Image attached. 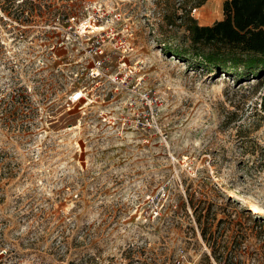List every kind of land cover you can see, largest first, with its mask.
<instances>
[{
	"label": "rangeland",
	"instance_id": "rangeland-1",
	"mask_svg": "<svg viewBox=\"0 0 264 264\" xmlns=\"http://www.w3.org/2000/svg\"><path fill=\"white\" fill-rule=\"evenodd\" d=\"M222 2L0 0V264H217L214 241L224 262L264 264L249 208L264 218V77L166 51L184 41L179 16L211 24ZM73 15L98 25L110 74L129 73L81 110L52 59Z\"/></svg>",
	"mask_w": 264,
	"mask_h": 264
},
{
	"label": "trees",
	"instance_id": "trees-1",
	"mask_svg": "<svg viewBox=\"0 0 264 264\" xmlns=\"http://www.w3.org/2000/svg\"><path fill=\"white\" fill-rule=\"evenodd\" d=\"M204 1L196 0V6ZM178 19L186 31L184 41L179 46L167 48V53L207 74H223L236 80L263 79L264 0H223L222 17L211 24H199L189 11ZM251 215L264 225V218L255 213ZM197 221L207 240V233L212 232L206 224L211 225L212 221L201 214ZM215 243L209 242V248L217 264H240L232 259L222 261Z\"/></svg>",
	"mask_w": 264,
	"mask_h": 264
},
{
	"label": "built area",
	"instance_id": "built-area-1",
	"mask_svg": "<svg viewBox=\"0 0 264 264\" xmlns=\"http://www.w3.org/2000/svg\"><path fill=\"white\" fill-rule=\"evenodd\" d=\"M96 26L98 25L93 19H80L73 15L68 17L66 24L55 30L59 39L52 42V46L70 47L66 49L64 57L62 55L52 56V59L61 60V63L57 62L56 71H60L65 80L67 95L63 105L67 110L85 108L93 101L95 94H114L119 83L129 77L127 72L119 76L120 79L117 80V75L112 76L106 69L105 63H109L108 54L100 45L99 40L91 39L96 33L94 28ZM53 34L55 36L54 32ZM80 34H86L91 40L89 42L80 41L78 39ZM51 38L52 36L48 35V39ZM75 52L78 53V56ZM46 60L49 59L41 58L42 63H45ZM143 95L145 100H149L148 93L143 92Z\"/></svg>",
	"mask_w": 264,
	"mask_h": 264
},
{
	"label": "bare ground",
	"instance_id": "bare-ground-1",
	"mask_svg": "<svg viewBox=\"0 0 264 264\" xmlns=\"http://www.w3.org/2000/svg\"><path fill=\"white\" fill-rule=\"evenodd\" d=\"M249 208L252 210L253 213L255 214H260L262 212L261 208L258 207L255 204H250Z\"/></svg>",
	"mask_w": 264,
	"mask_h": 264
}]
</instances>
